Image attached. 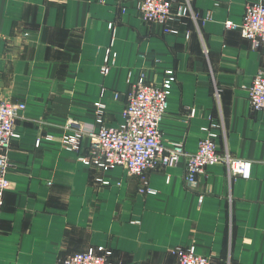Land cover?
Wrapping results in <instances>:
<instances>
[{"label":"crops","instance_id":"crops-1","mask_svg":"<svg viewBox=\"0 0 264 264\" xmlns=\"http://www.w3.org/2000/svg\"><path fill=\"white\" fill-rule=\"evenodd\" d=\"M138 1L0 0V99L26 106L7 152L0 264H61L99 246L113 252L110 264H177L176 250L191 246L215 264H264V112L249 99L264 45L226 26L264 0H189L198 16L173 22L179 34L144 22ZM169 70L164 140L194 152L210 128L219 152L253 160L250 179L221 163L193 183L183 163L141 177L83 164L62 145L71 120L100 128L97 101L105 123L120 125L134 84H160Z\"/></svg>","mask_w":264,"mask_h":264},{"label":"built area","instance_id":"built-area-1","mask_svg":"<svg viewBox=\"0 0 264 264\" xmlns=\"http://www.w3.org/2000/svg\"><path fill=\"white\" fill-rule=\"evenodd\" d=\"M137 10L144 22H159L166 33L179 34V26L173 22L184 24L186 17H197L189 0L174 4L172 0H139ZM228 28L238 29L242 36L252 41L254 48L264 45V3L248 2L245 6L243 21L235 24L226 20ZM114 33L112 22L108 25ZM191 31L186 30L189 38ZM113 41V40H112ZM208 50H206L207 52ZM111 49H108V54ZM115 54V53H114ZM109 70L102 67L104 74ZM160 84L148 83L144 76L138 80L128 94V101L123 113V122L118 126H110L104 121L107 107L103 101L95 103L100 128L78 120L67 124L69 133L61 138L62 145L79 154V160L86 165H96L104 170L119 166L125 167L132 175L143 177L152 168L171 167L179 163L185 166V179L195 182L198 175L209 167L224 164L230 176L242 179L252 177L254 162L251 159L239 158L226 151L219 152L216 139L218 134L206 127V136L201 138L196 151H190L183 142L167 143L160 130L169 107V97L176 81L173 70ZM117 96V94H116ZM250 106L253 112H264V72H260L249 87ZM25 103H11L0 99V219L5 193L9 189V160L7 152L12 142L20 135L15 129L16 120L25 109ZM193 113V111H192ZM217 127V126H216ZM50 139L51 136H48ZM89 140V152L85 153L84 142ZM38 139L36 144H40ZM144 189L150 193L158 190L148 184ZM112 251L99 246L76 252L67 257L61 264H110ZM177 264H215L212 259L196 252L195 247L178 248Z\"/></svg>","mask_w":264,"mask_h":264},{"label":"bare ground","instance_id":"bare-ground-1","mask_svg":"<svg viewBox=\"0 0 264 264\" xmlns=\"http://www.w3.org/2000/svg\"><path fill=\"white\" fill-rule=\"evenodd\" d=\"M241 24V23H240Z\"/></svg>","mask_w":264,"mask_h":264}]
</instances>
